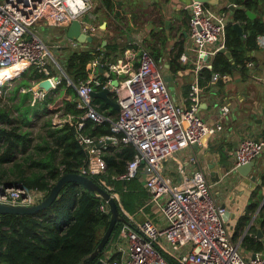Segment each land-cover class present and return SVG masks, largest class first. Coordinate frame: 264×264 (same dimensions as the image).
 <instances>
[{
  "label": "built area",
  "instance_id": "obj_1",
  "mask_svg": "<svg viewBox=\"0 0 264 264\" xmlns=\"http://www.w3.org/2000/svg\"><path fill=\"white\" fill-rule=\"evenodd\" d=\"M96 5L97 0H0V71L11 67L17 70L33 67L44 74V78H50L53 88H56L61 78L54 69L63 70L49 43L41 35V24L67 29L73 20L78 19L82 31L94 37L98 31V25L92 22ZM186 9L190 12L189 39L193 45V63L199 72L203 67L210 68L206 57L212 58L224 46L228 20L224 12L200 2L192 1ZM257 42L264 47V33L257 37ZM132 45L136 46L132 49V58H138L135 70L129 71L128 65L120 60L121 63L108 64L105 80L88 75L87 80L75 85L77 107L83 110L76 123L77 140L88 153L80 173L91 178L103 174L106 163L102 151L108 144L119 142L116 136L95 139L84 134L85 120L98 124L110 122L112 133L121 134L120 141L132 145L136 151L125 174L114 179L129 180L141 176L149 193L147 203L158 208L162 222L150 218L139 222L127 216L128 223L123 225L111 243L110 257L101 258L102 264L165 263L162 252L175 255L182 264H264L262 254L258 253L252 259L241 253L223 219L226 208L215 201L213 183L194 153L189 156V162L194 166L192 172H181L178 182L166 174L168 161L177 160L193 145H201L206 135L211 137L222 130L220 121L209 125L199 114L202 88L198 84L192 85L189 103L180 106L164 79V69L146 49L139 34L134 36ZM180 60L186 62L188 56L183 53ZM97 64L89 63L90 68ZM111 72H128L129 75L115 84L109 79ZM219 77L215 75L213 79ZM222 78H227V75ZM12 79L1 81L0 87ZM67 83L74 85L69 79ZM96 87L109 88L119 105L116 118L98 112L91 96ZM22 91L26 89L22 88ZM34 94L41 99L46 92L39 89ZM228 111L226 105L221 106L220 116H225ZM72 118L71 115L63 117L56 114L52 123L62 126ZM263 150V140L243 136L234 150V165L257 159ZM109 189L119 202L114 186L110 185ZM44 197L43 191L30 189L21 183L11 187L0 184V202L3 203L33 205ZM100 208L109 212L105 202Z\"/></svg>",
  "mask_w": 264,
  "mask_h": 264
},
{
  "label": "trees",
  "instance_id": "obj_2",
  "mask_svg": "<svg viewBox=\"0 0 264 264\" xmlns=\"http://www.w3.org/2000/svg\"><path fill=\"white\" fill-rule=\"evenodd\" d=\"M227 2L236 5L232 18L239 22L244 38L238 35L228 21L225 28V51L214 54L210 62L211 68L203 67L199 71L198 85L202 89L215 81L213 79L215 75L220 76L215 81L217 82L221 81L223 75L232 74L235 69L246 74V63L250 60L248 53L258 48L257 37L264 33V0ZM102 6L111 10L114 4L112 0H102ZM246 10L254 12L256 17L250 19ZM226 11H228L226 7L221 9V12ZM126 31L129 32L130 27H127ZM155 38L160 39L158 36ZM100 45L93 37L87 48L74 49L68 53L64 69L74 85H67V79L63 78L55 91L46 93L43 99L33 97L35 101L32 105L31 91L21 92L16 104L18 111L16 118L11 115L10 110L0 107V124L6 123L5 127L0 126V184L21 183L30 189L43 191L46 196L62 174L79 173L85 166L88 153L78 143L76 126L83 110L77 107L78 94L75 85L88 79L89 70L86 68L88 63L97 60L104 65L102 66L104 71L107 69L105 63L116 62L118 55L128 48L136 49V46L128 44L127 41L123 44L108 42L104 47ZM175 48L177 50L170 54L169 62V69L173 73L184 68L179 61L184 51L182 41L178 42ZM149 52L158 63L159 54L152 49ZM27 70L30 75L24 79ZM96 73L101 80H105L99 69ZM17 75H22L23 78L14 87V94L18 93L20 88L29 89V80L38 81L44 78V74L33 67L19 69ZM62 91H66L71 99L63 102L59 114L63 117L71 115L73 118L62 126H54L52 116H49L44 122L43 130L38 134V140L34 143L28 125L32 118L30 113L43 112L46 116L51 115L49 105L56 102L58 93ZM111 96L113 97L112 94ZM28 99L30 100L27 101ZM93 102L97 104L99 113L112 119L116 118L117 110L104 100L96 97L93 98ZM83 133L95 139L113 136L119 139L117 144H108L102 151V158L106 163L105 172L92 178L110 193L112 191L109 186H114L119 196L117 202L120 214L128 223L124 211L128 214L135 213L149 198L141 176L137 175L129 180L114 179L125 174L128 163L136 153L135 148L120 141L121 134L112 133L110 122L98 124L90 119L85 120ZM103 203L99 197L83 190L80 185L67 183L50 206L35 214H0V264H81L97 248L108 227L110 213L101 210ZM258 204L257 199L249 206V211L255 212ZM248 221V216L242 217L236 232L242 231ZM258 221L264 235V204L259 211ZM125 222L121 220L116 223L109 242L95 257L93 263L103 257ZM251 231V235L246 234L243 237L241 246L249 252L258 253L264 246L257 239L254 227ZM236 237L237 234L233 239ZM162 256L168 264H182L175 255L162 252Z\"/></svg>",
  "mask_w": 264,
  "mask_h": 264
},
{
  "label": "crops",
  "instance_id": "obj_3",
  "mask_svg": "<svg viewBox=\"0 0 264 264\" xmlns=\"http://www.w3.org/2000/svg\"><path fill=\"white\" fill-rule=\"evenodd\" d=\"M112 1L114 6L108 10L102 6V0H97L96 11H93L95 19L92 20L94 24L98 25V31L94 35L96 42L101 44L100 47H104L108 42L123 44L127 41L130 44L134 36L139 34L146 49L149 47L148 51L152 49L159 54L158 64L164 69V79L167 78L165 81L175 101L180 106L187 105L192 85L198 84L199 77V72L196 71L193 63V45L189 39L190 12L186 9V6L193 0ZM225 2L228 4L227 0ZM43 27L44 30H41ZM127 27H130L129 32L126 31ZM40 32L49 43L50 48L58 55L59 64L63 68H65V59L71 50L85 49L89 45V43L75 45L74 41L66 36V29L62 27H49L41 24ZM157 36L160 39H156ZM180 41H182L183 53L188 56V61L182 62L179 58L184 68L173 73L169 69L170 54L176 52L177 48L175 47ZM132 49L128 48L119 54L116 62L105 63L107 69L100 71L103 77L109 70L108 64L121 63L120 60L123 64L128 65V68L130 67L129 70H135L138 62H134L132 58ZM248 55L250 60L246 63V74L235 69L232 74L227 75V78H221V81L217 82L215 80L209 87L202 89L199 94V114L202 120L209 125L220 121L222 130L209 137L206 144L193 145L190 149L182 152L177 160L168 161L166 174L178 182L181 172H192L194 166L189 162V156L194 153L198 157L202 170L213 183L215 201L230 213V216L224 221L232 238L237 234L236 239L233 240L239 244L240 251L246 258H252L254 253L245 250L241 246V241L246 234L251 235L253 227L254 233L261 229L258 217L264 198V185H262L264 150L256 159L257 167L247 177L241 176L235 170L232 159L237 142L243 136H252L264 141V47L258 44V48L249 52ZM92 62L100 63L97 60ZM210 62L211 60L208 63L211 64ZM102 66L104 65L101 64V68ZM86 68L89 70L88 75L99 78L96 73L99 69L97 66L90 68L88 63ZM128 75V72L122 74L111 72L109 79L116 84ZM56 88L49 92H54ZM70 99L71 96L66 91L58 93V98L54 103L55 107L61 108L63 102ZM223 105H226L229 111L225 116H220V107ZM212 171L219 173L218 180L213 181L210 175ZM251 175H255L256 179L251 180ZM257 199L259 200L258 208L252 213L249 211V206ZM147 201L148 199L144 206L135 213L128 214L123 211L127 216H131L139 222L146 218L162 222L159 220L158 208L151 206ZM245 216H248L249 221L244 229L237 233V225L240 219ZM256 237L264 246L263 233L261 238L258 235ZM111 243L101 257L102 259L110 257ZM258 253L264 256V247ZM159 264L168 263L165 261V263Z\"/></svg>",
  "mask_w": 264,
  "mask_h": 264
},
{
  "label": "water",
  "instance_id": "obj_4",
  "mask_svg": "<svg viewBox=\"0 0 264 264\" xmlns=\"http://www.w3.org/2000/svg\"><path fill=\"white\" fill-rule=\"evenodd\" d=\"M195 2H200L203 4H206L208 6H211L215 10H219L220 7H226L227 9L231 10L232 13L236 9V5L234 4H225V0H193ZM246 14L250 19H254L256 17V14L252 12L251 10H246ZM263 21H264V15H263ZM232 24L233 29L238 33V35L241 38H244L242 27L240 26L239 22H236L233 20V18H230L229 21ZM66 36L77 42L79 45L90 43L93 41V36L85 33L82 31V25L81 22L78 19H75L71 22V24L66 29ZM225 47L223 46L219 52H224ZM206 61H210L211 57H206ZM97 67L102 71L101 64L98 63ZM211 68V64L209 65ZM167 79V78H165ZM53 88V84L50 78H42L34 83V86L32 87V91H38L39 89H43L46 93H48ZM92 98H101L105 101V103L112 106L114 109L118 110L119 105L115 101V99L111 96V92L108 87H104L102 89H96L91 92ZM264 112V109H263ZM210 135H206L202 139V143L206 144ZM110 140L107 141L109 143ZM214 166V164H212ZM257 167V161L256 159H253L245 164L237 165L235 166V170L243 177H247L252 173V170ZM211 177L213 181H216L219 179V173H216L214 171L211 172ZM251 180H255V175L250 176ZM67 183H76L82 187L83 190H87L88 192H91L95 194L97 197H99L103 202L107 203L109 206V224L107 229L104 231L101 240L97 246V248L94 250L92 254H90L86 259L83 260L81 264H102L101 258H98L94 263L92 262L95 257L102 251V249L107 245L109 242L110 236L113 232V229L118 221L125 222V219L121 216L119 208H118V202L117 200L111 195L110 192L105 190L103 187H101L99 184H97L93 178L84 175L82 173H70L66 172L60 176V178L56 181V183L51 187L48 194L44 197L43 200L40 202L33 204V205H13L8 203L0 202V214H35L38 211L47 208L52 204V202L57 198L59 195L62 187ZM6 187H11L12 184L6 183L4 184ZM264 204V198L262 200V203L260 207ZM230 216V213L226 211L225 215L223 216V219L226 220L227 217ZM127 223V222H125ZM257 235L259 238L262 237L261 230H257ZM255 253L252 254V259L255 258Z\"/></svg>",
  "mask_w": 264,
  "mask_h": 264
},
{
  "label": "rangeland",
  "instance_id": "obj_5",
  "mask_svg": "<svg viewBox=\"0 0 264 264\" xmlns=\"http://www.w3.org/2000/svg\"><path fill=\"white\" fill-rule=\"evenodd\" d=\"M227 6H228V4H227ZM221 8L222 7L219 8L220 12H221ZM226 13H227V15L225 18H226V20H228L232 16V11L228 9V11ZM41 30H44V27ZM51 51L53 52L54 57L56 59H58V55L55 53V51L53 49H51ZM133 60H134V62L135 61L138 62L137 57H135ZM54 70H55V73L58 72V75H60L61 81L63 78L69 79L68 76L66 75L65 69L63 67H62L63 72L58 68H55ZM129 71H131V70H129ZM6 72H7V74H6ZM18 72H19V69L18 70L15 69L14 71L3 69L0 71V73H1L0 74V82L5 80L6 78L7 79L13 78L12 80L9 81V83H6L5 85H2L0 87V107L10 110L11 115L15 118L18 116V111L16 110V104L18 103V100L20 98V93L26 92L28 90L31 91L32 99L30 101V105H32V103H34L33 101H35V99L33 97L36 96L34 94V92H37V91H32V87L34 86L35 81L29 80L30 81L29 82V84H30L29 89L27 88L26 91H22V88H20L19 92L14 94V92H13L14 87H16L22 81V78H23L22 75H17ZM28 75H30V72L27 70L26 76H24V79H25V77H28ZM41 99H43V98H41ZM29 100L30 99H28L27 101H29ZM38 100H40V99L38 98ZM49 109L51 110V115H47V116L44 115L43 112H39L37 114H32V112L30 113L32 118H31L30 122L28 123V125H29V130L31 132V136L34 139V143L38 140V134L40 131L43 130V125H44V122L47 120V118L49 116L50 117L52 116V118H53L56 114H59V111H60V108L55 107V104L49 105ZM0 126L5 127L6 123H1ZM18 156H20V155H18Z\"/></svg>",
  "mask_w": 264,
  "mask_h": 264
},
{
  "label": "bare ground",
  "instance_id": "obj_6",
  "mask_svg": "<svg viewBox=\"0 0 264 264\" xmlns=\"http://www.w3.org/2000/svg\"><path fill=\"white\" fill-rule=\"evenodd\" d=\"M6 69H8V70H10V71H14L15 69H17L16 67H11V68H6Z\"/></svg>",
  "mask_w": 264,
  "mask_h": 264
}]
</instances>
